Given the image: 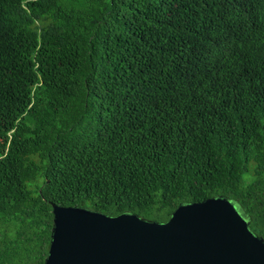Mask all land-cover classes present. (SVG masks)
<instances>
[{
	"label": "trees",
	"instance_id": "obj_1",
	"mask_svg": "<svg viewBox=\"0 0 264 264\" xmlns=\"http://www.w3.org/2000/svg\"><path fill=\"white\" fill-rule=\"evenodd\" d=\"M216 196L264 238V0H0V264Z\"/></svg>",
	"mask_w": 264,
	"mask_h": 264
},
{
	"label": "water",
	"instance_id": "obj_2",
	"mask_svg": "<svg viewBox=\"0 0 264 264\" xmlns=\"http://www.w3.org/2000/svg\"><path fill=\"white\" fill-rule=\"evenodd\" d=\"M45 264H264V238L226 196L182 203L169 220L53 206Z\"/></svg>",
	"mask_w": 264,
	"mask_h": 264
},
{
	"label": "rangeland",
	"instance_id": "obj_3",
	"mask_svg": "<svg viewBox=\"0 0 264 264\" xmlns=\"http://www.w3.org/2000/svg\"><path fill=\"white\" fill-rule=\"evenodd\" d=\"M6 233L9 234L10 231H8L7 228L4 226H0V235L6 234Z\"/></svg>",
	"mask_w": 264,
	"mask_h": 264
}]
</instances>
